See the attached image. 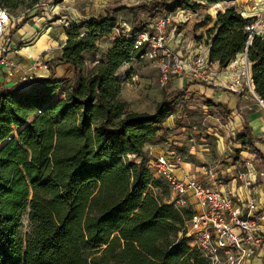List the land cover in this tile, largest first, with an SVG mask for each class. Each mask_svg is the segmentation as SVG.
<instances>
[{
    "label": "trees",
    "instance_id": "16d2710c",
    "mask_svg": "<svg viewBox=\"0 0 264 264\" xmlns=\"http://www.w3.org/2000/svg\"><path fill=\"white\" fill-rule=\"evenodd\" d=\"M229 1L150 5L171 13ZM21 2L0 0V6L9 13ZM124 9L108 8L67 27L56 59L71 67L70 78L50 73L27 88L0 85V264H208L184 236L191 208L164 200L166 182L143 163L146 144L184 105L186 86L171 100L162 96L150 113L129 109L119 97L118 69L141 52L133 49L139 32L114 35L103 58L80 75L83 53L110 34ZM211 20L206 16L200 25ZM253 20L233 5L217 10L206 57L223 68L246 49L254 92L264 99V35L248 38ZM57 90L62 95L50 100ZM234 142L261 156L247 126Z\"/></svg>",
    "mask_w": 264,
    "mask_h": 264
},
{
    "label": "crops",
    "instance_id": "0c3cea01",
    "mask_svg": "<svg viewBox=\"0 0 264 264\" xmlns=\"http://www.w3.org/2000/svg\"><path fill=\"white\" fill-rule=\"evenodd\" d=\"M62 3L66 5L63 6ZM59 4H61L60 8L57 7ZM112 4L113 0H58L51 9L41 8L40 11L32 12L19 20H13L4 29L0 44L6 48L14 67L7 69L0 65V85L19 89L27 88L41 82V79L50 73L53 77L70 78L71 67L56 59L66 40L67 27L78 20L103 15L107 7ZM217 5L223 9L233 5L241 15L252 19L264 12L261 0H231L219 2ZM116 18L119 21L117 14ZM178 41L177 37L166 39L167 45L171 48H176ZM179 44H182V41ZM110 45L111 42L105 48L103 55ZM199 48H201L199 51L207 49V44L200 47L198 42L193 40L186 52L180 50H183L181 46L176 52L187 60L193 53L198 52ZM98 51L97 43L93 52H84V63L87 53L97 54ZM38 62L47 67H38L35 65ZM96 62H98L97 58L91 60L92 65ZM124 64L126 63L119 67L118 75L122 73ZM208 74L212 85L194 82L185 75L169 79L171 88L179 89L186 86L184 100L190 102L187 113L196 110V106H201L205 109L204 111H208L205 114L207 118L205 128L194 131L195 136H191L195 140L193 145L198 150L194 152V155L196 158L200 157L205 164L200 161H195L193 164L191 161L182 159L179 160L182 171L172 170V174L179 178L182 172H185L196 179H203L205 177L202 167L211 165L222 182L220 188L232 196L235 206L245 203L251 195L257 204V209L264 212V108L251 92V90L254 92L253 84L250 89L245 84L238 85L237 92L225 88L236 74L229 66L217 68L216 63H210ZM245 126L257 140L256 147L261 152L257 160L252 158L253 154L240 142H234L235 134ZM173 127H175L173 118L169 115L162 124V132L168 134ZM171 143L179 145L182 149L187 147L189 153L194 151L191 145L182 140ZM169 153H171L170 158H175L173 150ZM248 156L251 157L249 160ZM240 158L246 163L240 162ZM235 170L244 171L245 178L251 183L250 189L246 190L241 182L233 177ZM241 264H264V242L255 254L246 258Z\"/></svg>",
    "mask_w": 264,
    "mask_h": 264
},
{
    "label": "built area",
    "instance_id": "2783aa9c",
    "mask_svg": "<svg viewBox=\"0 0 264 264\" xmlns=\"http://www.w3.org/2000/svg\"><path fill=\"white\" fill-rule=\"evenodd\" d=\"M261 2L264 6V0ZM13 20V17L0 6V37ZM170 22V13L161 15L154 19L149 30L137 33L133 39V49L141 52L136 57H131L130 61L144 59L154 62L161 84L166 83L170 78L185 75L194 82L212 85L205 48L193 53L186 60L167 45L165 29ZM246 28L249 39L255 34L264 35V12L257 15ZM0 65L7 69L14 67L6 48L1 44ZM35 65L46 68L40 62ZM228 66L236 74L225 88L237 92V86L245 84L250 89L253 83L246 49L237 54ZM137 80L136 75H130L131 83L134 84ZM251 92L264 108V99H260L252 90ZM252 154V158L257 160L258 156ZM126 156L129 158L131 155ZM240 162L246 163L241 158ZM202 168L205 177L203 179H196L185 172L177 178L172 174V170L182 171L181 162L160 155L153 164V173L154 176L164 180L173 193L174 196L169 202L179 206L186 198L193 201L195 209L184 222V236L190 241L188 245L195 247L208 264H241L263 245L264 212L257 209V204L251 195L245 203L235 206L232 196L220 188L222 182L214 167L204 165ZM233 177L237 178L246 190L250 189L251 183L245 178L244 171L235 170Z\"/></svg>",
    "mask_w": 264,
    "mask_h": 264
},
{
    "label": "rangeland",
    "instance_id": "374dc122",
    "mask_svg": "<svg viewBox=\"0 0 264 264\" xmlns=\"http://www.w3.org/2000/svg\"><path fill=\"white\" fill-rule=\"evenodd\" d=\"M19 7L13 11L9 12L13 19L19 20L21 17L40 11L41 8L51 9L58 0H21ZM172 0H113V4L107 8H114L117 6H125L127 9H124L117 13L119 16V21L117 20V25L114 30H111L108 36L100 38L98 43V52L87 53L85 57V63L83 66L80 75H85L88 70L93 66L91 60L97 58L101 60L103 58V52L105 48L109 45L112 40V37L117 34L123 36H130L136 32H141L149 30L152 26L154 19L158 16L168 14L165 10L160 7L154 8L150 4L152 2H171ZM59 4L57 7H61ZM62 5H66L63 4ZM223 8L220 5H211L200 3L197 5L195 11L188 9H177L171 12V22L165 29V36L167 37H177L179 39L178 46L173 48V50H178V47L182 52H186L188 45L192 43L193 40L198 42L201 46L207 44V29L212 25L211 20L207 25H200L201 22L205 19L206 16H210L212 19L216 10H222ZM179 34V35H178ZM194 34V35H193ZM184 40V42H183ZM182 41V44H179ZM198 52L201 48L197 49ZM197 53V51H196ZM96 55V57H95ZM98 55V56H97ZM123 66V71L119 75V84L120 92L119 97L125 100L128 103L129 109L137 112H148L150 113L153 110V107L157 101L161 99L162 96H165L167 100H171L174 97L173 94L174 88H171V82L168 80L166 83L161 84L159 82V72L156 68L154 62L148 60H132L125 62ZM136 75L138 80L136 83L130 82V75ZM62 95L61 90H57L52 93L49 97L50 100L58 98ZM184 93L180 98H182L184 105H181L179 108L172 111L170 114L173 118V127L168 134H165L161 131H158L152 139L145 146L144 152V161L147 167L150 168L152 175L154 176L153 164L155 163L157 157L160 155L171 156L169 151L173 150V155L175 159L178 160H188L195 164V161H200L202 164H205L200 157L196 158L194 152H197L195 145L193 143L195 140L192 137L195 136L194 131H197L201 128H205L207 124V118L205 114L208 111H204L201 106H196V110L187 113L188 105L190 102L184 100ZM177 116V117H176ZM192 136V137H191ZM168 138L169 140L165 139ZM181 140L192 146L193 152L189 153V149L184 147L182 149L179 145H174L171 142H181ZM194 141V142H193ZM181 148V149H178ZM177 151L179 153L177 154ZM183 157V158H182ZM131 160L140 162L136 157L130 156ZM248 156V160H249ZM142 162V161H141ZM155 178H158L154 176ZM164 200L170 201L174 195L170 189H168L167 194L161 195ZM182 205H187L193 211L195 206L189 198H186ZM22 228L21 232L24 234L28 230V223L26 215L21 217ZM188 244L190 241H188Z\"/></svg>",
    "mask_w": 264,
    "mask_h": 264
}]
</instances>
